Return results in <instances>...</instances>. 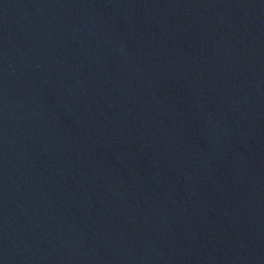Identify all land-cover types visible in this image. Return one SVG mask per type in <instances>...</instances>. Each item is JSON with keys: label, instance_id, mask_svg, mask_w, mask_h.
Returning <instances> with one entry per match:
<instances>
[{"label": "water", "instance_id": "1", "mask_svg": "<svg viewBox=\"0 0 264 264\" xmlns=\"http://www.w3.org/2000/svg\"><path fill=\"white\" fill-rule=\"evenodd\" d=\"M0 264H264V0H0Z\"/></svg>", "mask_w": 264, "mask_h": 264}]
</instances>
